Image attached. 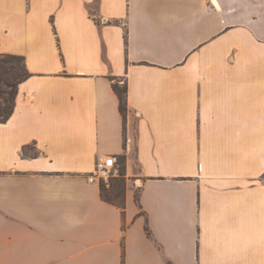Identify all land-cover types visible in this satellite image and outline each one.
Instances as JSON below:
<instances>
[{
	"label": "crops",
	"instance_id": "crops-1",
	"mask_svg": "<svg viewBox=\"0 0 264 264\" xmlns=\"http://www.w3.org/2000/svg\"><path fill=\"white\" fill-rule=\"evenodd\" d=\"M0 53V264H264V0H0Z\"/></svg>",
	"mask_w": 264,
	"mask_h": 264
},
{
	"label": "trees",
	"instance_id": "trees-1",
	"mask_svg": "<svg viewBox=\"0 0 264 264\" xmlns=\"http://www.w3.org/2000/svg\"><path fill=\"white\" fill-rule=\"evenodd\" d=\"M31 74L26 69L24 57L16 54L0 53V123L5 122L11 116L14 109V100L17 93L18 85L30 77ZM119 101V111L124 116L126 111V86L120 87L114 83L112 85ZM123 160L120 161V178L119 183L114 185V197L120 195V185L124 188V169L122 167ZM117 181V180H116ZM101 198L111 204L120 208L124 207V198L120 202L113 200L112 196L108 194L107 189L99 185Z\"/></svg>",
	"mask_w": 264,
	"mask_h": 264
},
{
	"label": "built area",
	"instance_id": "built-area-1",
	"mask_svg": "<svg viewBox=\"0 0 264 264\" xmlns=\"http://www.w3.org/2000/svg\"><path fill=\"white\" fill-rule=\"evenodd\" d=\"M120 160L116 155H108L103 158H97L94 162L92 172H90L86 180L88 183H97L105 188H109L111 180L120 175ZM134 188L141 187L140 180L133 181Z\"/></svg>",
	"mask_w": 264,
	"mask_h": 264
},
{
	"label": "rangeland",
	"instance_id": "rangeland-1",
	"mask_svg": "<svg viewBox=\"0 0 264 264\" xmlns=\"http://www.w3.org/2000/svg\"><path fill=\"white\" fill-rule=\"evenodd\" d=\"M0 102H1V99H0ZM124 177H125V178H124V179H125V181H124V188H123V185H120V191H119V192H120V195H119V196L114 197L113 194L115 193V192H114V191H115V189H114V185L116 186V184L119 183L118 180H119L120 178H114V179H112V180H111V185H110V187H109L108 189L106 188L108 194L111 195L112 198H113V200L116 201V202H120V201L124 198V196H125V192H126V188H127V184H128V187L131 188V187H130L131 183L126 181V176H124ZM116 180H117V181H116Z\"/></svg>",
	"mask_w": 264,
	"mask_h": 264
}]
</instances>
